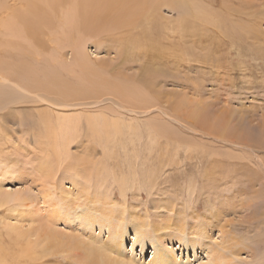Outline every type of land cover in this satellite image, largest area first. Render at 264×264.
<instances>
[{
  "label": "rangeland",
  "instance_id": "obj_1",
  "mask_svg": "<svg viewBox=\"0 0 264 264\" xmlns=\"http://www.w3.org/2000/svg\"><path fill=\"white\" fill-rule=\"evenodd\" d=\"M198 1L199 10L188 1L171 8L169 0L151 16L154 20L139 17V24H155L151 32L137 24L130 34L122 29L81 38L87 39L88 58L103 64L98 70L107 81L133 85L150 101L141 108L137 99L136 107L108 93L86 101L93 104L90 111L111 113L122 123V134L108 147L91 139L82 121L66 160L58 164L53 142L37 123L39 112L47 109L41 102L46 96L5 88L21 98L0 99V170L9 166V173L0 171V189L18 192L32 207L0 206V237L7 238L13 226L34 230L52 223L45 197L69 207L61 214H72L71 222L57 223L61 230L92 235L105 247L122 243L119 256L132 264L156 263L159 252L173 264H215L218 259L264 264V0ZM202 9L205 15L198 19ZM211 11L216 15L210 19L206 14ZM180 19L189 20L183 33ZM146 29L149 37L144 38ZM51 32L41 40L44 55L53 52L47 40L55 42L57 33ZM136 40L137 46L132 44ZM66 47L62 53L70 63L73 55ZM36 57L30 58L40 63ZM68 75L76 81L77 75ZM62 110L87 111L77 105ZM88 161L97 168L105 162L104 170L95 175L83 164ZM90 207L95 222L104 213V224L110 225L81 231L77 216ZM120 230L122 238L115 236ZM31 237L38 243L34 256L52 252L41 264H77L72 255L64 258L48 248L39 234ZM6 254L9 250L1 257Z\"/></svg>",
  "mask_w": 264,
  "mask_h": 264
},
{
  "label": "bare ground",
  "instance_id": "obj_2",
  "mask_svg": "<svg viewBox=\"0 0 264 264\" xmlns=\"http://www.w3.org/2000/svg\"><path fill=\"white\" fill-rule=\"evenodd\" d=\"M171 1L173 5V7L170 6L171 8H174L177 3H179L178 5L180 6H184L185 1L196 4L198 10L201 8L200 2L198 1V5L196 2L197 0ZM170 4L169 0H0V99H18L19 97L18 100H20L21 96L17 94V97L6 90H11L12 88L13 90L15 88L26 94L29 92L32 94L33 92H38L46 96V98L41 99V102H45V104H47V107H45L47 109L39 112L37 123L41 124V133H44L47 139L49 138V142H53L54 151H52L56 155V159L58 160L56 161L58 164L66 160V148L72 142L76 131H79L82 121L85 123L84 125L87 132L90 133L89 137L98 143H102L104 146L107 145V147L109 143L113 141L115 142V138L121 133L122 123L119 122V119L112 118L114 117L113 114H106L101 110L98 113H95L93 110L90 111L88 107L93 106V104L86 101L98 100L103 94L108 93L113 94L117 97V99H121L128 105H136V107V99V101H138V107L141 105V108L146 101L147 103L150 102H148L147 97L145 100V94L143 96L140 92L139 94L137 93V87H134L132 83L131 85L134 89L132 87L129 88L122 84H118V81L116 80H113V82L110 79L108 82L105 78H108V76H105L107 74H102V72L98 70V68L100 69L103 67V64L100 63L101 61L99 62L100 64H96L88 58L85 53V43L87 39L85 40L81 38L87 35L96 37V34L101 32L111 34L113 31L116 32L117 30L122 29L127 30V33L130 34L129 31L134 29V27L139 24V17L145 16L146 19H149L150 17L151 20V16L155 15L156 12H159L162 6L165 7ZM196 13H198L196 16L198 19L199 16L202 17L205 15L203 9ZM156 15H158V13H156ZM207 15L211 19L216 15V13L211 11L209 14H206V16ZM204 19L207 20V18ZM177 22L179 23L178 27L182 29L181 32L183 33V27H188L189 20L185 22L183 19H180ZM150 23L152 24V22ZM153 24L149 26L145 23L144 25H146V28L149 27L150 29L148 30L150 31L155 25ZM144 25L142 24L143 27ZM52 29L53 33H57L53 35L55 36V42L53 39L47 40V42L54 45V48L52 47L53 52L50 50L47 52V55H44L43 48L46 47L45 45H42L41 40L43 37L50 38ZM146 32L147 29L142 35L144 38L149 37ZM102 33L101 36L103 35ZM132 35L133 32L131 36ZM112 36H114V34H112ZM71 37H76L77 40L74 39L70 42L69 38ZM136 39L138 40L139 37ZM137 40L131 43L137 46ZM66 41H68V46L74 56H72L73 59H71L72 61L70 63L65 61V56L62 53L63 48L66 47L64 45ZM110 41L111 40H109V43H111ZM31 56H37V59L38 57L42 58V61L40 63L33 61L30 58ZM68 74L72 77L77 75L75 76L76 81L73 82L74 79H67L66 75ZM139 100H141L140 103ZM75 105L78 107H84L85 110H89H82L84 112L81 114H70L69 112V114H67L63 112V110L61 111V109H69V107H75ZM149 105L150 103L148 104V107ZM57 107L59 110H56ZM77 109L74 110L76 111ZM55 110L58 113H56ZM151 128L154 131H161L159 127L153 126ZM58 142L60 144L57 149ZM103 151L105 155H107L105 151H108V149ZM82 161L83 158H79L76 161L80 163L79 167L82 165ZM104 163L105 162H101L98 168L96 167L97 164L93 162L91 163V161L84 162L83 164L87 165L88 170L90 166L91 170L96 171L95 175H98L101 170H104ZM6 166L4 165L0 170L3 175L6 173L5 171H7V167H9ZM68 168V170L73 169L70 165ZM76 171L74 173H76ZM7 173L9 172L7 171ZM17 173H19V171H17ZM84 173H86V170ZM10 175H13V173ZM16 176L18 177L19 175L16 174ZM49 181H51V179L48 180V183ZM84 188L86 189V186H84ZM50 193L52 194V192ZM19 195L20 194L18 192L9 193L0 189V206L12 203L23 209L26 206L32 207V205L26 203L27 198L21 199ZM51 196H53V194ZM81 196H84V194H81ZM84 197L87 196L85 195ZM42 200V203L45 202L44 205L49 209V219L52 223L45 222L44 225L39 226L34 230H25L24 226H13V228H10L7 238L4 236L0 237V264H27L26 262L28 261V264H41L40 260L42 258L52 254V252H46L42 256L39 254L41 258L32 254L38 244L36 240L35 242L32 240L31 236L34 233L36 235L39 234V237L46 242L48 248H52V250L54 248L56 250L55 253H59L61 256L65 255L63 256L64 258L72 255L73 261L77 264H132L131 261L125 260L119 256V247L122 243L115 244L113 247H105L95 240L90 239L92 235L84 238L86 236H83V234H72L69 233L68 230H61L60 227L57 226V223L71 222L69 220L72 214H70L69 211L67 216H65L66 214H61L69 209V207H67V203L65 204L62 200L51 201V198V202L47 199V203L45 197H42ZM79 200H81V198ZM55 202L58 203L57 207L54 206ZM90 202H92V199ZM86 212L87 214L82 213L80 216H77V220H80L79 229L81 231H91L93 224H97V226L104 224V213H102L103 219L95 222L91 216V207L88 211L86 210ZM117 221L120 220L117 219ZM118 223L119 222H117V224ZM109 225L110 224H104L103 226ZM117 227L118 226H116V228ZM139 232V229L137 232L135 231L134 236L136 239V234ZM122 234L123 232L120 230L115 234V236L122 238ZM7 250H9V254L1 257V253H5ZM156 261L157 262L153 264H173L172 260H170L163 252H159L157 254ZM215 264H225V261L218 259Z\"/></svg>",
  "mask_w": 264,
  "mask_h": 264
}]
</instances>
